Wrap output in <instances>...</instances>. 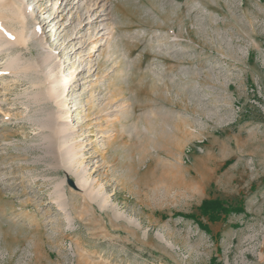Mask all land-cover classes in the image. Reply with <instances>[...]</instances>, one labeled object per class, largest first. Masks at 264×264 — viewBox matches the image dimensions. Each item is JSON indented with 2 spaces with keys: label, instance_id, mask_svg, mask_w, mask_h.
I'll return each instance as SVG.
<instances>
[{
  "label": "rangeland",
  "instance_id": "rangeland-1",
  "mask_svg": "<svg viewBox=\"0 0 264 264\" xmlns=\"http://www.w3.org/2000/svg\"><path fill=\"white\" fill-rule=\"evenodd\" d=\"M148 2L0 0V264H264V0Z\"/></svg>",
  "mask_w": 264,
  "mask_h": 264
},
{
  "label": "bare ground",
  "instance_id": "bare-ground-1",
  "mask_svg": "<svg viewBox=\"0 0 264 264\" xmlns=\"http://www.w3.org/2000/svg\"><path fill=\"white\" fill-rule=\"evenodd\" d=\"M140 1V3H144V4H147V5H149L150 7H151V9L154 11V12H159L160 11V6L157 4V5H155V6H153V5H151V4H149V2H148V0H139ZM167 1V0H166ZM161 2H162V0H161ZM164 2H165V0H164ZM94 7H92L91 9L89 8V11H94V8H96V3H94ZM165 5V4H164ZM98 7V6H97ZM140 8V7H139ZM163 8V7H162ZM171 8H173V9H175L174 8V6L172 5L171 6ZM141 10H139L138 11V17H136L135 19H134V22H135V26H146L145 24H144V22H143V19H144V17L146 16V13H142V11L140 12ZM98 15L99 14H97L96 16H95V19H96V17H98ZM86 17V16H85ZM93 20L92 19H89V18H85V22L84 23H89V22H92ZM167 23V22H166ZM169 26L170 27H173V25H171L170 23H169ZM165 28V27H164ZM171 29V28H170ZM190 33V32H189ZM30 38H32L31 36H30ZM161 45V44H160ZM174 46V45H173ZM172 48V45H171V47H170V49ZM130 50V52H132L133 51V49L131 48V49H129ZM28 51V50H27ZM30 51V50H29ZM129 52V51H128ZM171 52H174V54H172L171 56H170V58H168V57H165V55L164 56H162V52H156V53H154V54H151V53H149L148 51H146L145 53H143L142 54V56L141 57H145V55H154L155 57H157V58H160L162 61H166V62H171L172 63V65H168V68L166 69L167 70V72L168 71H171L172 73H178V71H179V68H178V65L182 62V61H186V62H188V63H190V57L189 58H186V59H181V58H179V55H180V53L179 52H177L176 50H172L171 49ZM186 52H189V51H186ZM140 62H142V60L140 59ZM42 64H48V60H47V58H45L44 60H42ZM136 66V65H135ZM165 69V68H164ZM163 69V70H164ZM78 72L75 74V76L73 77V85H74V83H76V85H74V87L72 88V89H68L67 90V98H68V101H69V106H68V112L70 113V112H75L76 110H77V108H78V102H77V97H78V90H79V88H80V76H78ZM192 76V75H191ZM78 77V79H75V78H77ZM132 79H134V78H132ZM181 81H178V80H176V79H174L173 81H162V84L161 85H159V86H157L158 87V89L160 90L161 89V91H160V93H157V95L155 94V97H153L152 98V101L151 102H153L152 104H154V106H159L158 104H163V101L161 100L162 99V92L163 91H165V90H170V88H173L174 90H175V88H176V86L178 85V83H180ZM71 84V85H72ZM183 87L186 89L185 91H186V93H187V95L186 96H188V94H190L191 93V89H192V81H191V79H190V76H188L187 77V79L186 80H184V82H183ZM77 85H78V87H77ZM157 85V84H156ZM156 87V88H157ZM71 88V87H70ZM184 91V92H185ZM146 91L145 90H143V89H140V93H145ZM156 93V92H155ZM185 93V94H186ZM190 96V95H189ZM191 97V96H190ZM151 105V104H150ZM174 105H176V106H178V104L175 102L174 103ZM140 108V109H143L144 107H148L147 106V104H145V103H140V104H137V106L135 105L133 108L134 109H136V108ZM157 113H158V110H157ZM159 115V114H158ZM144 116V115H143ZM147 116V115H146ZM162 117V116H161ZM146 119V118H145ZM160 119H162V118H160ZM178 119V118H177ZM143 120H144V118H143ZM153 120V119H152ZM159 120V119H158ZM175 120V119H174ZM186 120V119H185ZM145 121V120H144ZM157 121V120H156ZM159 121H161V120H159ZM173 121V120H172ZM174 122V121H173ZM186 123V122H185ZM174 124V123H173ZM176 124V123H175ZM155 125H157L156 123H155ZM191 125V124H190ZM161 126V125H160ZM173 126H175L174 128L175 129H177L176 131H178V124L177 125H173ZM183 126V125H182ZM186 126V125H185ZM162 127V126H161ZM124 128V127H123ZM160 128V127H159ZM185 129V128H184ZM187 129V128H186ZM158 129H156V131H157ZM160 130H161V128H160ZM181 130V129H180ZM159 131V130H158ZM161 131H163V127H162V130ZM165 131V130H164ZM173 131V130H172ZM175 131V132H176ZM147 132V131H146ZM180 132V131H179ZM179 132H177L178 134H179ZM188 132H189V130H188ZM158 133V132H157ZM176 133V134H177ZM185 133V132H184ZM148 134H150V133H148ZM173 134V133H172ZM181 134V133H180ZM174 135V134H173ZM182 135V134H181ZM181 135H179V136H181ZM184 135V134H183ZM148 136V135H147ZM163 136V135H162ZM176 136V138H177V135H175ZM174 136V137H175ZM178 136V137H179ZM186 136H187V133H186ZM156 137V136H155ZM149 138H151L150 136H149ZM182 138V137H181ZM152 139V138H151ZM141 141V140H140ZM139 141V142H140ZM180 142V141H179ZM50 143V142H49ZM135 144H136V142H134ZM155 143H157V142H155ZM50 144H52L53 145V142L51 141V143ZM125 144V143H124ZM130 144V143H129ZM144 144V143H143ZM137 145V144H136ZM146 145H149V144H146ZM151 145V144H150ZM129 146V145H128ZM143 146V145H142ZM145 146V145H144ZM130 147V146H129ZM151 147V146H150ZM132 148V147H131ZM55 149V148H54ZM130 149V148H129ZM137 149V148H136ZM142 149V148H141ZM149 149V148H148ZM54 151V150H53ZM141 152V151H140ZM137 154H140L139 152L137 153ZM137 154H136V151H135V149L133 150L132 149V151H130V153L129 154H127L128 156H127V158L128 159H125V156L123 155V157H119V156H116L115 155V157L113 156V158H112V160H111V162H112V165H111V167H112V169H110V170H112V171H115V170H121V169H123V167L124 166H127V168H128V174L130 175V176H137V178H138V176H142V175H144L145 174V171L143 172L142 171V166H141V163L143 162V155H140V156H138L137 157ZM141 154H142V152H141ZM126 155V154H125ZM147 158V157H146ZM110 167V168H111ZM147 169H148V167H147ZM111 171V172H112ZM150 171V170H149ZM110 172V173H111ZM124 172V171H123ZM139 177V178H140ZM146 177V176H145ZM117 181H120V178H119V176H117ZM142 180V179H141ZM142 182V181H141ZM130 183V182H129ZM92 199L93 200H97L98 198H97V196L96 195H93L92 196ZM98 203V202H97ZM102 204H103V202H102Z\"/></svg>",
  "mask_w": 264,
  "mask_h": 264
},
{
  "label": "trees",
  "instance_id": "trees-1",
  "mask_svg": "<svg viewBox=\"0 0 264 264\" xmlns=\"http://www.w3.org/2000/svg\"><path fill=\"white\" fill-rule=\"evenodd\" d=\"M227 163V162H226ZM198 214L186 213V214H174V216H182L194 220L198 226L206 231L208 227L206 223L202 222V218H205L208 222L225 221L226 217L231 213H240L244 211L242 205L231 206L227 205L224 201L211 198L203 199L197 207Z\"/></svg>",
  "mask_w": 264,
  "mask_h": 264
}]
</instances>
